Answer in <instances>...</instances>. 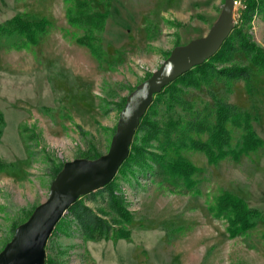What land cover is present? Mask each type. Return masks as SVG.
<instances>
[{
    "label": "rangeland",
    "instance_id": "rangeland-1",
    "mask_svg": "<svg viewBox=\"0 0 264 264\" xmlns=\"http://www.w3.org/2000/svg\"><path fill=\"white\" fill-rule=\"evenodd\" d=\"M223 0H91L94 10L108 11L97 43L99 58L75 41L83 33L67 23L63 0H0V25L14 14L24 20L49 21L35 44L22 36L0 35V250L12 229L26 220L48 193L54 169L67 160L99 155L108 149L122 100L156 69L175 45L204 35L216 20ZM244 0H234L233 23ZM233 24V26H234ZM252 41L264 49V14L247 24ZM251 65L243 53L217 63ZM251 89L241 79L214 78L198 88L184 87L182 96L210 123L215 96L248 113L262 145L237 160L209 163L198 150L179 153L199 172L195 187L179 192L180 178L162 181L150 172L116 173L126 207L127 237L109 232L85 237L67 211L46 242V256L63 264H264V75L250 70ZM160 121L187 119L178 107L157 103ZM230 145L241 131L227 123ZM205 141L208 132L191 133ZM156 142L153 141V147ZM167 148L166 157L173 156ZM222 192L240 197L261 213L243 234L229 237L227 219L215 216ZM106 194L83 195L79 201L94 211Z\"/></svg>",
    "mask_w": 264,
    "mask_h": 264
},
{
    "label": "trees",
    "instance_id": "trees-1",
    "mask_svg": "<svg viewBox=\"0 0 264 264\" xmlns=\"http://www.w3.org/2000/svg\"><path fill=\"white\" fill-rule=\"evenodd\" d=\"M63 1L68 4L65 9L67 23L83 30V33L75 38V41L87 46L91 53L99 58L102 50L97 43L98 34L104 29L108 11L94 10L91 0ZM256 13L264 14V0H244V7L238 12L240 23L234 24L232 31L219 50L209 59L190 68L153 95L152 102L140 118L129 147V154L119 166L117 173L125 175L129 172L134 175L138 170H145L159 181H162L166 176L177 177L183 183L182 189H177V191L185 193L195 187L192 176L199 172V169L179 153L180 148L201 151L207 156L208 162L213 163L225 157L237 160L241 154L255 150L262 145V140L256 136L248 113L241 111L236 105L222 100L211 91L214 122L210 123L206 115H202L201 111L193 108V104L182 96L184 87L206 86L214 78H224L228 82L232 79H241L246 88L250 90L251 67L264 75V49L255 44L247 32V24ZM48 24L49 21L44 17L36 21H29L24 20L22 14L16 13L6 21V24L0 25V35L17 34L22 36L25 45L35 44ZM235 52L243 53L251 65L234 63L217 67V63L230 60ZM156 99L157 103L164 104L166 109L178 107L187 113L189 118L181 117L176 120L160 121L156 117V103H154ZM124 100L125 98L122 102ZM227 123L241 131L237 147L230 145L231 136L226 127ZM1 124L2 117L0 115V126ZM203 132H208L205 141L190 136L191 133ZM153 141L156 142L154 147ZM167 148L173 150V156L166 157ZM98 156L99 154L96 152L86 155L88 158ZM4 164L0 158V167H3ZM61 166L62 164L54 169L53 177ZM115 180L116 177L96 190L98 193L106 194L104 207L94 211L79 201V197L66 210L78 223L79 229L85 237L105 238L109 232H115L119 237L129 235V231L124 226L127 221L125 203ZM213 213L215 216H224L227 219L226 231L229 237L243 234L254 225V220L261 216L258 210L248 207L244 200L230 192L219 194ZM62 217L54 229L58 227ZM44 264L63 263L55 257L46 256Z\"/></svg>",
    "mask_w": 264,
    "mask_h": 264
},
{
    "label": "water",
    "instance_id": "water-1",
    "mask_svg": "<svg viewBox=\"0 0 264 264\" xmlns=\"http://www.w3.org/2000/svg\"><path fill=\"white\" fill-rule=\"evenodd\" d=\"M234 0H223L219 14L208 31L182 45H175L160 65L125 97L118 113L108 149L95 158L65 161L50 181L46 198L18 224L0 250V264H44L45 246L68 207L79 197L109 183L129 154V147L153 99L165 85L213 56L233 28Z\"/></svg>",
    "mask_w": 264,
    "mask_h": 264
}]
</instances>
